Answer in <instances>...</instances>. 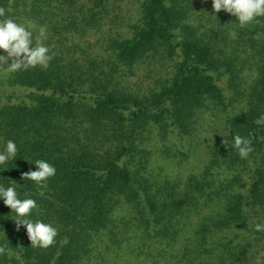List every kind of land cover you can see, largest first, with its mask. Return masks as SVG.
<instances>
[{
    "label": "trees",
    "instance_id": "trees-1",
    "mask_svg": "<svg viewBox=\"0 0 264 264\" xmlns=\"http://www.w3.org/2000/svg\"><path fill=\"white\" fill-rule=\"evenodd\" d=\"M0 8L45 26L53 54L47 69L0 72V147L19 149L0 183L16 180L58 228L34 248L0 201L14 252L0 264H264V18L238 29L211 0ZM235 134L251 140L245 159L225 146ZM23 158L55 166L43 196Z\"/></svg>",
    "mask_w": 264,
    "mask_h": 264
},
{
    "label": "clouds",
    "instance_id": "clouds-1",
    "mask_svg": "<svg viewBox=\"0 0 264 264\" xmlns=\"http://www.w3.org/2000/svg\"><path fill=\"white\" fill-rule=\"evenodd\" d=\"M211 4L214 13L224 11L235 17L238 21L235 24L241 30L249 25L259 24L261 18H264V0H211ZM231 35L235 39L238 32L233 31ZM262 35L264 33L257 32L255 38L260 39ZM47 39L48 30L45 26H37L32 21L18 22L15 18L7 16L4 8H0V72L10 76L37 67L47 69L53 59L51 48L44 43ZM254 122L258 126H264V114ZM229 133L224 137L229 136ZM224 143L226 147L236 151L242 159L247 158L253 151L251 140L236 134L230 144L227 140ZM18 151L15 140L8 139L3 143L0 147V172L8 170L10 161L15 163ZM23 159L35 165V170L29 169L21 173V178L23 181L31 182L38 189V194L43 196L49 179L56 175L55 166L44 159ZM21 191H18L16 180L7 186L0 183V201L11 209V220L15 224V230L19 232L21 228L25 229L32 247L47 249L57 242L58 228L52 222L38 218L37 200L27 191L22 189ZM254 230L264 231V223L256 222ZM7 240L8 237L0 242V257L11 259L14 252ZM61 243L67 244L68 240L64 239Z\"/></svg>",
    "mask_w": 264,
    "mask_h": 264
},
{
    "label": "rangeland",
    "instance_id": "rangeland-1",
    "mask_svg": "<svg viewBox=\"0 0 264 264\" xmlns=\"http://www.w3.org/2000/svg\"><path fill=\"white\" fill-rule=\"evenodd\" d=\"M200 2H202V0H200ZM1 74V73H0ZM1 78V77H0ZM0 82H2V80L0 79ZM3 90H6V87L5 86H2V85H0V100H2V101H5L6 99L5 98H2L3 96H2V94H3ZM1 101V102H2Z\"/></svg>",
    "mask_w": 264,
    "mask_h": 264
}]
</instances>
